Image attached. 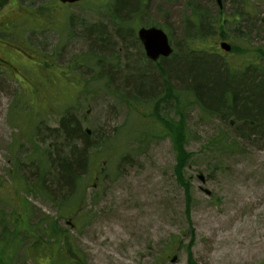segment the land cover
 Masks as SVG:
<instances>
[{"label": "rangeland", "instance_id": "rangeland-1", "mask_svg": "<svg viewBox=\"0 0 264 264\" xmlns=\"http://www.w3.org/2000/svg\"><path fill=\"white\" fill-rule=\"evenodd\" d=\"M140 1L129 0L132 15L116 26L112 0H0V264H264V132L240 131L228 112L190 96L179 106L158 102L161 117L184 119L187 197L174 175V143L149 115L162 84L137 36L138 27L161 28L173 49H185V33L196 38L205 25L209 43L221 23L225 41L250 51L253 63L241 60L239 69L262 81L264 0H222V8L215 0ZM46 6L51 15L40 19L50 24L42 25L29 11ZM218 41L211 57L225 70L233 56ZM42 56L71 67L77 82L55 67L47 80ZM143 71L152 78L140 81L141 95ZM174 72L182 94L190 79ZM21 103L32 107L31 124L28 110L14 113ZM65 115L89 137L88 145L75 137L84 163L72 183L55 176L69 152L59 128Z\"/></svg>", "mask_w": 264, "mask_h": 264}, {"label": "trees", "instance_id": "trees-1", "mask_svg": "<svg viewBox=\"0 0 264 264\" xmlns=\"http://www.w3.org/2000/svg\"><path fill=\"white\" fill-rule=\"evenodd\" d=\"M137 3L141 6L143 2L140 0H133L132 4ZM245 2V1H244ZM112 8L109 9L111 16H113L115 25L122 24L123 16L132 15L131 14V6H129V0H112ZM3 4L0 2V8ZM47 9V6L45 7ZM139 8V6H138ZM138 8L135 10V14L133 15L136 18V12ZM244 10V9H243ZM246 10V9H245ZM247 11V10H246ZM31 14H34L39 19L43 15V13L51 15L49 10L47 9L46 12L42 10H31L29 11ZM38 14H37V13ZM41 13V14H39ZM46 17V16H45ZM135 22V20H134ZM132 21V28L135 29L137 24ZM40 24L42 25H49L50 21L43 17L40 19ZM51 24L52 21H51ZM220 25V29L218 33H216L214 39H212V43L216 44L217 40H225L229 38L226 36L223 25ZM53 26V25H52ZM127 27V26H126ZM200 30L205 32L203 34L197 33L195 36L196 38H190V33H185V49H173L174 52L168 58H160L158 62L155 63L156 69L160 74L161 83L162 84V95L161 98L158 99L156 104H153V111L154 115L151 113L149 114L157 122L154 123L158 132L161 136L168 135L174 143L175 150L177 152L176 157V166L174 169V175H176V179L178 183L185 188V192L187 197L189 196V189L190 185L188 181L185 179L183 174V168L187 165V159L190 156L187 151L184 150L185 144V129H184V119L180 116L179 122H170L166 120L165 117H161L159 114V104L168 101H175V106H179L178 104L184 102L187 96L192 97V102L194 103L196 100L203 101L205 108L210 109L211 111H215L219 113V111L228 112V115L233 120V127L239 129L240 131L243 130H252V134H259V132H264V79L262 81H257L250 76L248 73V68L239 69L240 68V61H245L243 66H250L252 62V58H248L246 54H249L250 51L246 47H238L234 44H231L232 50L229 52L230 55L233 56L232 59V66L228 68L220 69V65L218 61L211 57L213 54H216L212 50V45L210 42L208 43L206 40L207 38L204 37L208 32V28L200 25ZM118 29V28H117ZM101 37V34L97 35ZM103 37L105 35H102ZM201 36V37H200ZM111 34L106 37L110 38ZM204 38V40L202 39ZM215 49V48H214ZM188 53V59H185V54ZM236 57H240L239 59ZM243 58V59H242ZM51 59V60H48ZM43 60V61H42ZM55 67L56 69L65 70L69 73V77H63L64 73L60 72L62 78L66 80L73 78L75 80V75L72 74L70 71L71 67H58L54 63V59L49 56H42L41 62L38 64V71H41L42 76L45 77L47 80L55 81V76L51 75L50 72H47L48 69ZM230 68L233 70L231 71ZM181 72L182 75H186L187 78L190 79L189 83L190 86L182 94L177 93L174 91L173 84H171V75L174 72ZM240 71V72H238ZM148 72V71H147ZM174 72V74H175ZM72 74V75H71ZM140 74L139 80L136 83V90L139 91L141 95L142 90L145 86L141 85L140 81H149L152 77L144 72H138ZM246 74V75H245ZM50 76V77H49ZM72 81H70L71 83ZM77 82V77H76ZM138 93V94H139ZM185 96L181 99L180 96ZM26 103V102H25ZM28 104V103H27ZM25 104H20L18 106V110L14 111V113L22 111L26 109L28 111L25 112L24 116L27 118L28 122L31 124V119L28 117V113L32 110L30 103L26 106ZM181 106V105H180ZM183 109L177 108L176 113L179 115L182 114ZM139 112V108L137 109ZM30 124L28 126H30ZM59 128L63 137L65 138L64 141L66 146L68 147L69 152L67 156L58 157L59 166L56 170V175L58 180H65L69 181L70 183L73 182L75 176V168L79 167L80 164L84 163V156H83V147L77 148L75 143V137H79L82 139V134H84V142L88 145L89 142L87 133H82L81 125L79 121H75L72 117L65 115L59 120ZM74 134L76 136H74ZM262 134V133H260ZM259 134V135H260ZM90 145V144H89ZM49 157V154L46 158ZM44 174V172H43ZM42 180V178H41ZM12 181L15 183L16 175H12ZM13 184V185H14ZM62 234L61 231L58 230L56 237L57 240L62 241ZM189 264H195L193 260L189 262Z\"/></svg>", "mask_w": 264, "mask_h": 264}, {"label": "water", "instance_id": "water-1", "mask_svg": "<svg viewBox=\"0 0 264 264\" xmlns=\"http://www.w3.org/2000/svg\"><path fill=\"white\" fill-rule=\"evenodd\" d=\"M61 3L73 4L77 3L81 0H59ZM89 1V0H88ZM219 7H222V0H215ZM138 39L141 41L143 45V49L145 51L147 59L155 62L161 56L169 57L172 53V46L170 45L169 39H167V35L161 28L156 27H139L137 31ZM219 48L228 52L231 50V46L226 41H220L218 43ZM176 256L172 257V261L176 260Z\"/></svg>", "mask_w": 264, "mask_h": 264}, {"label": "flooded vegetation", "instance_id": "flooded-vegetation-1", "mask_svg": "<svg viewBox=\"0 0 264 264\" xmlns=\"http://www.w3.org/2000/svg\"><path fill=\"white\" fill-rule=\"evenodd\" d=\"M0 33H2V29H1ZM0 61H2V64L1 65L4 64L3 65L4 67L7 66V60L6 59H3V58L0 57Z\"/></svg>", "mask_w": 264, "mask_h": 264}, {"label": "bare ground", "instance_id": "bare-ground-1", "mask_svg": "<svg viewBox=\"0 0 264 264\" xmlns=\"http://www.w3.org/2000/svg\"><path fill=\"white\" fill-rule=\"evenodd\" d=\"M188 58H190V57H189V54L186 53V54H185V59H188Z\"/></svg>", "mask_w": 264, "mask_h": 264}]
</instances>
